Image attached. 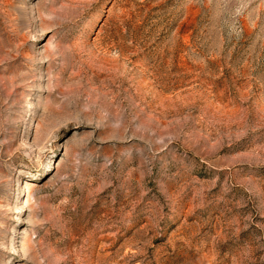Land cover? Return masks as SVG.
Segmentation results:
<instances>
[{
	"label": "rangeland",
	"instance_id": "rangeland-1",
	"mask_svg": "<svg viewBox=\"0 0 264 264\" xmlns=\"http://www.w3.org/2000/svg\"><path fill=\"white\" fill-rule=\"evenodd\" d=\"M0 264H264V0H0Z\"/></svg>",
	"mask_w": 264,
	"mask_h": 264
}]
</instances>
